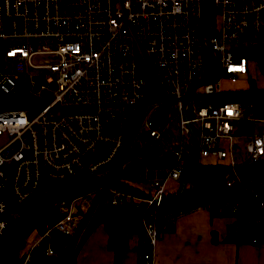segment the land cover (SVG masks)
I'll use <instances>...</instances> for the list:
<instances>
[{"label":"built area","instance_id":"1","mask_svg":"<svg viewBox=\"0 0 264 264\" xmlns=\"http://www.w3.org/2000/svg\"><path fill=\"white\" fill-rule=\"evenodd\" d=\"M207 6L213 32L205 43L218 61L215 80L209 79L216 72L201 78L196 73L203 65L196 53L202 47L197 23ZM262 28L264 0H0V91L13 90L15 72L31 67L34 73L25 71L27 87L42 99L38 106L0 107V239L12 214L9 201H26L43 179L83 174L97 184L83 195L60 198L61 215L52 227L67 235L81 233L103 204L141 205V264H154L159 235L172 230L179 215L201 208L157 209L167 182L179 179L193 135V155L231 168L223 173L220 190L239 180L233 170L237 163L263 157L264 130L246 135L235 128L241 120L262 124L264 115H253L251 103L238 94L222 99L228 90L219 85L247 73L249 58L238 51ZM259 50L264 52V45ZM39 55L48 58L31 63ZM196 81L200 89L188 91ZM165 104L158 120L155 113ZM141 133L143 143H167V155L146 154L141 172H135L147 187L128 188L114 176L134 155L146 152L131 149ZM234 139H242L241 152ZM152 161L162 163L157 167ZM148 170L152 175L146 176ZM253 195L261 206L260 192ZM227 205L228 212L236 210V204ZM44 226L41 236L50 229ZM30 251L21 264L29 262Z\"/></svg>","mask_w":264,"mask_h":264},{"label":"trees","instance_id":"2","mask_svg":"<svg viewBox=\"0 0 264 264\" xmlns=\"http://www.w3.org/2000/svg\"><path fill=\"white\" fill-rule=\"evenodd\" d=\"M213 17L209 13L203 22L202 35L207 36L213 32ZM253 42L241 48L240 55L247 56L255 61L257 70L262 77V86H256L250 83L246 89H233L231 93L238 94L246 102L251 103V112L255 116L263 117L264 115V52H260L259 46L264 44V28L253 36ZM203 53V64L208 68L207 76L215 73L216 65L205 51L200 47ZM229 92L230 91H226ZM163 105L155 113L159 120L163 118L165 112H162ZM160 113H163L162 115ZM236 133L249 135L252 133L250 122L241 120L235 128ZM143 147V146H141ZM140 147V149H141ZM239 180L231 187L220 190L218 184L221 182L223 173L230 172L231 168L223 163L214 164L211 162H202L198 160L196 155L190 157L185 165L182 173L179 175L178 184L175 189L166 190L160 204L157 206L158 211L163 212L167 209L184 208L187 204H199L201 208L208 210L210 215L229 214L233 216V228L223 238L235 244L240 242H264V220L258 218L257 201L259 198L253 195L255 190L259 191L261 182L264 183V174L262 166L258 162H242L237 163L233 168ZM139 176L135 171H117L114 176L115 181L121 182L123 186L132 187L127 180L135 181ZM181 180L184 181V187L180 194H177L180 188ZM93 179L83 174L73 175L59 179L58 181L42 180L38 188L29 195V198L22 203H14L9 201L8 212L12 213L8 216L7 228L10 219L17 209H22L19 218L25 210L32 205L27 211L25 217L20 223V227L13 238L12 244L5 250L8 243L7 238L5 244L0 246L1 253L5 251L1 264H12L18 257V250L23 246L25 238L30 231L34 230L36 239L41 236L45 230V226L50 227L47 235L48 251L44 252L40 264H74V251L77 245L83 240L82 238L91 227L101 223L107 233V247L114 253V262L118 261L120 250L126 247V234L135 233L137 237L143 239V227L141 218L143 215V207L141 205L129 206L126 203L103 204L99 206L93 213L84 230H79L71 235L63 234L53 228L52 224L61 215L57 213L56 204L60 198L68 199L73 191L92 184ZM168 197V195H174ZM56 196V198H55ZM236 204V210L233 213L227 211V204ZM45 219L40 223L35 220L40 215H45ZM18 218V220H19ZM83 225V220L80 222ZM80 226V227H81ZM7 230V229H6ZM2 235L1 239L4 237ZM0 239V242H1Z\"/></svg>","mask_w":264,"mask_h":264},{"label":"crops","instance_id":"3","mask_svg":"<svg viewBox=\"0 0 264 264\" xmlns=\"http://www.w3.org/2000/svg\"><path fill=\"white\" fill-rule=\"evenodd\" d=\"M224 82L229 84L224 85L225 90L247 88ZM252 130H264V122L252 126ZM260 164L264 174V154ZM262 189L257 216L264 220ZM174 221L172 230L163 231L153 246L154 264H264V242L235 244L223 239L235 221L228 220L225 214L210 215L208 210L196 208ZM82 239L74 251V264H141V239L135 233L126 234V247L120 250L117 262L107 247V233L101 223L91 227Z\"/></svg>","mask_w":264,"mask_h":264},{"label":"rangeland","instance_id":"4","mask_svg":"<svg viewBox=\"0 0 264 264\" xmlns=\"http://www.w3.org/2000/svg\"><path fill=\"white\" fill-rule=\"evenodd\" d=\"M204 41H207V36H204ZM264 44H261L259 46V49L261 48V46H263ZM196 53L199 57H203V53L201 52L199 46H197L196 48ZM48 57L46 55H39V56H33L31 58V63L35 64V65H40L43 64L44 61L47 59ZM27 73L32 74L35 72V69L31 68V67H27L25 70ZM25 71H21V72H15V85L13 90L9 91V92H3L0 91V107L3 108H11V107H18V106H38L39 104H41L42 99H39L38 97H36L33 93H31V91L28 89L27 87V79L25 78ZM197 73V78H201V76L203 77V75H206V73H208V68L205 65V63L202 65V67L198 68L196 70ZM250 83H252L253 85L256 86H262V77L260 75V72L257 70L255 61L253 59H248V64H247V73L246 74H242V75H238L237 76V80L236 82H232L230 84V86L235 85V86H247ZM228 83L224 82V80H221L219 82V85L221 87H225L224 85H227ZM229 85V84H228ZM200 89L199 86H195L194 90ZM227 95H224L222 97V99H226V96L230 95H235V93H230L229 92H224ZM164 108H162V112H165L168 108H166V104L163 105ZM161 115L163 113H160ZM172 115V114H171ZM174 126H175V120L171 119L170 123H169V127L172 130L173 134L176 135V132L174 131ZM139 137V142L137 141H133V144L131 146V149L133 150H138L141 148H147L146 152L142 151L137 153L136 155L133 156V158L131 159V161L127 162L125 169H123V171H127V172H131V171H137L138 173L141 172L142 170V160L144 158V156L146 154H153V156L158 157L159 159H163L165 158V156L167 155L166 150L168 149V145L167 143H161L160 146L157 145H153L151 144L149 141L146 143H143L145 136L144 134H140L138 135ZM3 138L0 137V144L2 143ZM234 141L237 142V145H239V151H242V139H234ZM170 148L174 147V144L171 143L169 145ZM156 149V151L154 152V150ZM154 152V153H153ZM199 161L205 162L208 161V157H198ZM162 162L156 163L155 161H152V166H160ZM146 176H150L152 175V171L148 170ZM157 176L161 175V172L158 171L156 172ZM127 182L130 185H133L135 187L138 188H146L147 187V182L145 181V178L143 177H139L138 179H136L135 181H130L127 180ZM178 184V180H169L166 184V189L167 190H171V189H175L177 187ZM22 211V209H17L16 212L13 214L12 218L10 219L9 223H8V228L6 230V233L4 235V237L1 239L0 242V246L2 244H5L7 238L9 237V235L14 231L15 229V225L18 222V218H19V213ZM57 213H59L57 211ZM227 217L228 220L233 221V216L232 215H225ZM24 244L22 247L19 248L18 250V255L20 254H25L29 249H31V247L37 242V239L35 237L34 234V230L30 231V233L28 234V236L25 238L24 240ZM8 264V263H7Z\"/></svg>","mask_w":264,"mask_h":264},{"label":"water","instance_id":"5","mask_svg":"<svg viewBox=\"0 0 264 264\" xmlns=\"http://www.w3.org/2000/svg\"><path fill=\"white\" fill-rule=\"evenodd\" d=\"M208 7H209V6H207V7L204 9V11L202 12L203 15L201 16V19H200V20L198 21V23H197V35H198V42H199V43L201 44V46L205 49V51L210 55V57H212V59H213L215 65H216V71H215L216 74L213 75L212 77H210V79H209V80H215V79H217V77H219V75H220V72H219V66H218V61H217V59L211 54V52H210V50H209V48H208V46H207V43H205V41H204V39H203V37H202V35H201V28H200V27H201L202 20H203V18L205 17V15L207 14ZM197 84H199L198 81L191 83V84L188 86V91H189L191 88H193L194 86H196ZM192 137H193V146H192L193 149H192V151L190 152V154H189L187 157H185V159H184V161H183L184 163L182 164V167H181V173L183 172V170H184V168H185V165L187 164V161L190 159L191 156H193V154H194V152H195V149H196V147H195L196 138H195L194 135H193ZM96 184H97V183H92V184H89L88 186H85V187H82V188H80V189H77V190L73 191L72 193H70L69 196H68V198H73V196L83 195L85 192H87L90 188H92V187H93L94 185H96ZM183 187H184V181L181 180V182H180V188H179L177 194H180V193L182 192ZM138 194L141 195V193H138ZM177 194H174V195H168V196H166V198L176 196ZM55 198H56V196H55ZM31 207H32V205H30V206L25 210V212L21 215V217L19 218L17 224L15 225L16 227H15V229H14L12 235H11L10 238L8 239V243H7V245H6L5 250H6V249L12 244V242H13L12 240H13V238L15 237L16 232H17V230H18L19 227H20L19 225H20L21 221L23 220V218L25 217L27 211L30 210ZM45 217H46V214H45V215H40V216L37 217V219L35 220V223H40V222H42V221L45 219ZM37 240H38V241H37V242L31 247V251H30V255H31V257H30V260H29V262H28L27 264H40V263H41V260H42L43 254H44L45 249H46V247H47V242H48V240H47V235L41 236V237H40L39 239H37ZM4 253H5V251H3V252L1 253V256H2V257H1V259H0V264H1V262H2V259L4 258ZM23 258H24V255H23V254L18 255V257L15 259V261H14L12 264H21Z\"/></svg>","mask_w":264,"mask_h":264}]
</instances>
